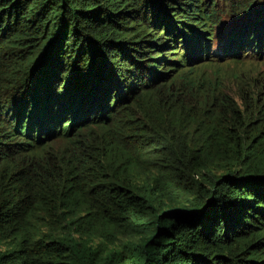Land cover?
<instances>
[{
  "label": "trees",
  "instance_id": "trees-1",
  "mask_svg": "<svg viewBox=\"0 0 264 264\" xmlns=\"http://www.w3.org/2000/svg\"><path fill=\"white\" fill-rule=\"evenodd\" d=\"M220 1L0 0V264H264V0Z\"/></svg>",
  "mask_w": 264,
  "mask_h": 264
},
{
  "label": "rangeland",
  "instance_id": "rangeland-1",
  "mask_svg": "<svg viewBox=\"0 0 264 264\" xmlns=\"http://www.w3.org/2000/svg\"><path fill=\"white\" fill-rule=\"evenodd\" d=\"M220 3L222 5H224L223 0H221ZM159 58H162V56H160ZM244 64H245L244 68L247 70L253 71L254 76H256L258 73H261V75L264 77V63H259V62L253 61V58H250V61H246ZM221 67H222L221 68L222 70H220V74H218V80L219 81L221 80V83H220L221 89L223 88V89L235 91L236 87L233 84H225V81H224L225 76H227V73L233 72L232 68L234 66L233 65H228V66L222 65ZM161 71H166V70L162 69ZM237 72L239 73V71H237ZM169 74H170V72H169ZM209 74L212 76L211 72H209ZM180 75L181 74H178L176 77L179 78ZM171 79H173V76H171ZM136 254H138V255H136L132 260L129 259L127 261V264H145L146 256L144 254H139V253H136ZM158 258H161V256Z\"/></svg>",
  "mask_w": 264,
  "mask_h": 264
}]
</instances>
